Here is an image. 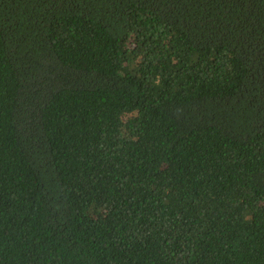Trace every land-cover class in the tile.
I'll return each mask as SVG.
<instances>
[{
    "label": "trees",
    "instance_id": "16d2710c",
    "mask_svg": "<svg viewBox=\"0 0 264 264\" xmlns=\"http://www.w3.org/2000/svg\"><path fill=\"white\" fill-rule=\"evenodd\" d=\"M0 264H264V0H0Z\"/></svg>",
    "mask_w": 264,
    "mask_h": 264
}]
</instances>
